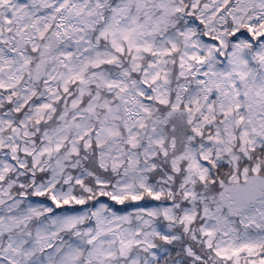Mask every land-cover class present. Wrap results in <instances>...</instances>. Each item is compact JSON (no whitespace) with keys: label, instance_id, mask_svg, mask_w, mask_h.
I'll list each match as a JSON object with an SVG mask.
<instances>
[{"label":"snow or ice","instance_id":"obj_1","mask_svg":"<svg viewBox=\"0 0 264 264\" xmlns=\"http://www.w3.org/2000/svg\"><path fill=\"white\" fill-rule=\"evenodd\" d=\"M0 264H264V0H0Z\"/></svg>","mask_w":264,"mask_h":264}]
</instances>
